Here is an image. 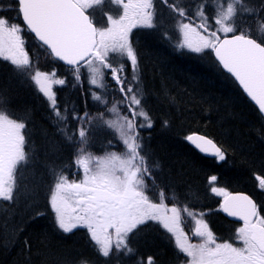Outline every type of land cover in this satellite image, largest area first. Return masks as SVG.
<instances>
[{
  "label": "trees",
  "instance_id": "1",
  "mask_svg": "<svg viewBox=\"0 0 264 264\" xmlns=\"http://www.w3.org/2000/svg\"><path fill=\"white\" fill-rule=\"evenodd\" d=\"M250 1L244 0L245 6H261ZM222 3L223 0L162 1L174 14L173 8L181 5L187 12L184 22L190 20L189 24L199 32H203L198 29L201 18L195 15L199 6L206 5L207 23H214L213 17ZM157 16L161 21L157 26L169 27L166 13ZM262 16L264 11L243 13L237 17V27L249 31L257 39H264L259 23ZM29 37L33 40L28 44L32 65L17 68L0 58V95L10 101L7 108L10 118L26 122L29 156L28 163L20 166L16 173L13 201L0 200V264H125L131 261L128 258L137 257L139 253L154 257L157 264H174L172 249L159 226L155 231L152 230L154 227L140 230L132 240L134 251L130 257L120 253L104 258L85 228L64 233L56 225L50 207L51 193L61 174L69 182H79L83 178L82 167L78 170L75 164L80 156L78 149L83 147V155L96 158L110 152H125L114 125L117 110L112 106L124 95L110 93L106 100L103 94V102L94 100L87 86L81 87L73 81L71 69L55 60L31 33ZM194 38L198 39L197 34ZM161 40L150 37L141 40L138 48L141 54L145 52V59H142L144 75L143 81L135 85L146 92L145 101L153 119L151 128L138 131L143 143L141 154H146V163L155 180L150 198L175 205L181 209L182 216H189L192 209H207L225 225L220 199L211 192V187L244 190L264 202V190L260 189L257 179L264 177V121L254 105L246 97L241 98L237 84L218 68L210 50L202 53L182 47L173 50V37L162 36ZM37 70L55 72L70 81L68 86L57 89L61 115H65V108L69 110L67 134L76 133L78 137L79 128L86 127L90 143L68 142L57 131L65 125L55 121L49 101L35 88L31 76ZM126 81L131 84V79ZM85 113L92 118L91 125L87 121L71 119L73 114L83 116ZM192 132L213 137L224 148L225 160L217 161L200 154L186 140ZM110 142L113 146H109ZM213 175L218 179L210 184ZM146 183L151 185L152 180L146 178ZM188 207L190 212H184L183 209Z\"/></svg>",
  "mask_w": 264,
  "mask_h": 264
},
{
  "label": "snow or ice",
  "instance_id": "2",
  "mask_svg": "<svg viewBox=\"0 0 264 264\" xmlns=\"http://www.w3.org/2000/svg\"><path fill=\"white\" fill-rule=\"evenodd\" d=\"M111 2L122 6L123 14L114 18L105 13L108 26L102 28L96 26L89 10L102 6L105 0H15L17 19L22 18L23 29L20 24L12 22V18L0 15V58L17 68L29 65V52L25 48L26 41L22 38V31L26 30L33 33L34 39L49 49L52 56L72 66L77 81L81 80L82 66L91 73L88 80L90 87H103L97 77L103 78L105 71L110 72L111 79L119 92L123 93L132 113L133 120L125 117L124 124L118 129L125 147L124 153L110 152L96 158L90 154L83 155L85 148L82 147L78 149L80 156L75 164L78 170L82 167L83 178L79 182H69L62 174L56 178L55 191L50 197L56 225L64 233H71L78 227L86 228L98 253L104 258L132 253L134 249L128 243L130 234L146 221H158L174 236L179 252L190 258L188 264H264V215H261L251 197L225 194L221 210L243 221L242 226L236 230L233 242L218 243L217 237L201 218L196 220L195 232L202 240L199 244L189 243L188 237L180 229L181 209L175 205L169 209L166 204L154 202L150 198L155 180L152 169L146 163V154H141L142 138L133 121L138 115L147 120V124H141L140 127L148 128L152 127V121L146 111L135 110L141 105L142 98L133 93L132 86L124 78L123 64L117 68L109 61L110 54L118 53L127 59L135 72L138 58L130 41V34L138 27L154 26V0ZM205 7L206 5L201 4L195 13L201 18L198 29L203 32L192 29L191 24H182L184 39L180 47L195 53L214 51L222 68L238 81L248 97L258 105L260 115L264 116V39L255 38L249 31L239 30L236 24L239 15L262 12L264 5L253 8L245 6L244 0H223L213 17L214 24L207 23ZM173 10L180 16L187 17L184 8L174 7ZM259 23L260 30L264 31V16ZM213 27L215 30L210 31ZM189 29L196 32L197 40L191 39ZM219 34H223V38ZM31 79L49 101L53 115L65 125L57 129L65 140L90 143L87 140L89 129L86 127L79 128L78 137L76 133L67 134L69 110L65 108V115H61L56 93L53 91V84L63 86L65 79H50L47 72L39 70ZM133 80L138 78L133 77ZM92 95L94 100L103 102L101 95L95 94V91ZM9 103L4 95H0V200L12 202L16 173L20 166L28 163L29 156L26 150V122L10 118L7 111ZM71 119L87 121L89 125L92 123V118L87 113L83 116L73 114ZM167 124L165 121L164 125ZM186 140L217 161H224L226 158L225 152L206 136L192 134ZM109 146H113L111 142ZM146 178L152 180L151 185L146 183ZM217 179L213 175L209 183L212 184ZM257 179L264 187V177ZM211 192L220 194L224 190L211 187ZM183 211L187 213L188 209L184 208ZM148 264H155L152 257L148 258Z\"/></svg>",
  "mask_w": 264,
  "mask_h": 264
},
{
  "label": "rangeland",
  "instance_id": "3",
  "mask_svg": "<svg viewBox=\"0 0 264 264\" xmlns=\"http://www.w3.org/2000/svg\"><path fill=\"white\" fill-rule=\"evenodd\" d=\"M0 3H2V2H0ZM105 3H106V0H105ZM105 3H104V5H105ZM0 5H1V7H3L4 9H8V7H6V6L2 5V4H0ZM8 10H9V9H8ZM192 29H194V28H192ZM188 31H189V30H188ZM193 32H195V31H193ZM181 34L183 35V31H181ZM115 55H116L117 58H118V57L121 58L119 55H117V54H115ZM139 69L142 70L141 68H139ZM83 73L87 76L88 79L91 78V73L88 72L87 69H85V70L83 71ZM49 78H50V79H53V80L62 79V78H60V77L54 76L53 74H49ZM97 78L100 80V84H101V85H104V84L102 83V78H100V77H97ZM55 85H56V84H53V91H54V87H55ZM97 87H98V86H97ZM139 111H141V110H138V112H139ZM147 113L149 114V118L152 119V116L150 115V113H149V112H147ZM125 117H126V116H125L123 113H120V114H116V115H115L116 121H115L114 124H118V125H117V129H120L121 126L124 124V120H123V118H125ZM127 119L131 120V118H127ZM140 120H141V122L138 121V123H139L140 125H141V124H147V120L143 119L142 117H140ZM151 121H152V120H151ZM221 195H224V192H223V193H220V194H217L218 198H220ZM145 236H147V235H145ZM237 243H239V242H237Z\"/></svg>",
  "mask_w": 264,
  "mask_h": 264
},
{
  "label": "bare ground",
  "instance_id": "4",
  "mask_svg": "<svg viewBox=\"0 0 264 264\" xmlns=\"http://www.w3.org/2000/svg\"><path fill=\"white\" fill-rule=\"evenodd\" d=\"M245 1H248V2H251L250 0H245ZM254 3H256L258 6H260V4L261 5H264V0H252ZM151 39H154V40H159L160 42L162 41L161 40V36L160 35H156V36H153V37H150ZM165 44V43H164ZM167 45V44H166ZM174 50V49H173ZM175 52V51H174ZM144 53L145 52H142V57H143V60L145 59V55H144ZM149 53V52H148ZM179 55H181V54H179ZM182 57H183V55H182ZM204 62V61H203ZM160 74V73H159ZM143 81V80H142ZM164 81V80H163ZM157 83V82H156ZM236 83V82H235ZM237 84V86H238V89H236L237 91H238V93L240 94V96H241V98H243V97H246L250 102H251V100H250V97H248V95L244 92V90H243V88H242V86H240L238 83H236ZM146 93V92H145ZM243 96V97H242ZM232 98V97H231ZM252 103V102H251ZM253 104V103H252ZM255 107V106H254ZM256 108V107H255ZM257 109V108H256ZM257 111H258V109H257ZM259 112V111H258ZM260 114V113H259ZM261 119L264 121V119H263V117L261 116ZM159 122V121H158ZM245 125V124H244ZM179 127V126H178ZM192 133H197V135H203V134H201V133H198V132H192ZM203 136H206V135H203ZM207 138H209L208 136H206ZM209 139H213V137H210ZM152 140V139H151ZM185 141V140H184ZM155 142V141H154ZM64 148V147H63ZM62 150V149H61ZM226 150V149H225ZM186 151V150H185ZM64 152V151H63ZM184 154V153H183ZM187 157V156H186ZM56 158V157H55ZM194 161V160H193ZM205 173V172H204ZM44 177V176H43ZM38 179V178H37ZM20 242V241H19ZM8 245V244H7ZM32 259H34V258H32Z\"/></svg>",
  "mask_w": 264,
  "mask_h": 264
},
{
  "label": "water",
  "instance_id": "5",
  "mask_svg": "<svg viewBox=\"0 0 264 264\" xmlns=\"http://www.w3.org/2000/svg\"><path fill=\"white\" fill-rule=\"evenodd\" d=\"M214 55H215V53H214ZM258 106V105H257ZM240 194H243V195H247V194H245V193H233V194H230L231 196H236V195H240ZM248 196V195H247ZM227 214V213H226ZM228 215V214H227ZM229 216V215H228ZM229 217H231V218H234V219H238V217H232V216H229Z\"/></svg>",
  "mask_w": 264,
  "mask_h": 264
}]
</instances>
